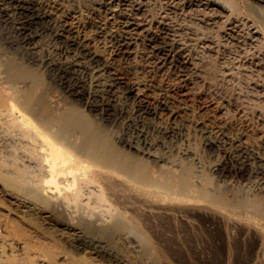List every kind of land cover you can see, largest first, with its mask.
I'll return each instance as SVG.
<instances>
[{
	"label": "bare ground",
	"instance_id": "bare-ground-1",
	"mask_svg": "<svg viewBox=\"0 0 264 264\" xmlns=\"http://www.w3.org/2000/svg\"><path fill=\"white\" fill-rule=\"evenodd\" d=\"M95 1L96 10L103 11L108 19L120 16L121 29L125 35L151 37L149 26L136 14L144 8L145 0ZM191 1L198 11H202L199 21L203 23L205 30L222 19L227 32L248 24V20L234 12L232 1ZM260 2L254 0L253 4ZM126 3L129 4L131 13L123 16L124 13L119 14L117 8ZM43 9L33 0H0V33L4 36L3 41L8 48L19 52L21 59L26 56L30 61L25 66L9 57L0 65V157L3 160L12 158L24 165L20 166L22 170L18 168L20 171L13 173L20 174L18 178L16 175L18 180L27 182L28 179L32 187L31 193L36 192L41 202L44 201L47 205L41 207L6 193L4 196H8L19 206L20 210L17 212L20 219L34 217L41 220L40 224L45 226L44 232L51 230L52 237L65 248L67 254L60 256L52 251L33 248L29 243H17L13 238L9 239L11 235L1 236L0 264H73L68 260V254L73 257L84 254L112 260L115 256L108 251L103 241L87 235L81 224L90 228L89 224L96 227V224L106 223L108 230L110 227L118 229L127 223L132 214L152 220L172 216L180 217L181 221L204 218L208 220L207 226L203 227L209 238L203 241L208 256L221 260L241 258L242 264H249L254 258H264L263 216L258 213L264 201V186L259 183L258 193H252L251 198L244 196L242 199H237L234 195L230 198L227 190L230 178H264L263 157L237 141L238 154H224V159L211 168V172L226 186L225 191L218 192L204 189L202 183L190 174L189 169L179 173L177 167H180L171 164L159 148L147 143L143 134H139L136 140L131 138L118 141L121 147L125 146L138 154L126 159L125 154L111 143L113 139H109L104 125L111 126L129 114L126 115L122 107H115V101L119 97L112 90L116 84L110 80L104 81L106 78L101 79L106 65L98 53L90 49L91 46L87 43L89 41L77 38L79 27L74 30L62 25V33L74 35L68 40L69 47L73 49L66 51L64 61L35 57L38 39L49 19L47 10ZM162 21L157 24L166 26ZM257 26L254 23L248 26L240 44L253 46L263 38V31ZM165 30L173 32L169 27ZM201 44L204 50H211L213 42L203 37ZM182 49L178 39L154 48L158 53H174L173 57L179 56ZM164 56L168 58L167 55ZM237 62L240 67L249 65L264 72V54L250 60L238 58ZM182 64L187 65L186 62ZM38 68L43 69L52 82L62 87L70 104L75 107L47 109L50 106H42L43 98L41 104L38 95L42 81ZM124 95V100L128 98L127 95L138 99L134 87L127 88ZM57 105L59 104L56 103ZM76 106L95 115L94 117L98 116L100 122L105 124L102 126L93 123ZM136 112L138 113L133 115L139 122L152 115L148 106L140 101ZM207 146L216 147L213 142ZM7 177L10 181L15 179L9 175ZM79 210L83 211L82 214L85 212L86 216L81 214L79 218L84 220L78 223L76 214ZM96 211L100 214L95 217ZM63 215L66 219L62 218ZM117 240L125 241V237L119 235Z\"/></svg>",
	"mask_w": 264,
	"mask_h": 264
},
{
	"label": "rangeland",
	"instance_id": "rangeland-1",
	"mask_svg": "<svg viewBox=\"0 0 264 264\" xmlns=\"http://www.w3.org/2000/svg\"><path fill=\"white\" fill-rule=\"evenodd\" d=\"M33 1L42 9L44 7V11L47 10L50 19L38 39L35 57L59 62L65 60L66 51L73 49L69 47L68 40L74 37L60 31L65 24L74 30L79 27L77 38L89 41L87 43L89 47L91 46L90 49L98 53L99 58L105 63L106 68L101 74V79L106 78L104 81L110 80L116 84L112 90L115 96L119 97L115 101V107L117 109L122 107L129 117L106 126L100 122L98 116L94 117L95 115L89 114L80 106L76 108L83 110L84 115L93 123L106 127L103 128L107 130L109 139H113L111 143L116 149L119 148L123 155L125 154L126 159L138 154L125 146L121 147L118 141L137 139L139 134H143L147 143L159 148L161 154H164L171 164L180 167V169L177 167L179 173L189 169L190 174L202 183L204 189L211 192L226 189L211 172L212 166L223 160L224 154L237 155L238 144L244 143L243 146L261 155L264 160V72L261 73L249 65L240 67V63L237 62L238 58L250 60L264 54L262 17L264 0H258L261 1L257 3L258 5L253 4L254 0H229L234 4V12L248 20L247 25L232 32L226 31L227 26L223 19L205 30L203 23L199 21L202 11H198L191 0H145L144 8L136 14L149 26L151 37L125 35L121 29L120 16L108 19L103 11L96 10L95 0ZM117 9L121 12L119 14L124 13L123 16L131 13L128 3ZM53 18L58 19L55 21ZM159 21L166 26L158 25ZM252 23L263 31V38L253 46H244L240 44V40L246 35L248 26ZM167 27L173 32L165 30ZM203 37L213 42L211 50L203 49L201 44ZM172 39H178L183 48L179 56L173 57L174 53H158L154 50ZM3 40L4 36L0 33V65L11 57L28 66L30 63L28 57L25 56L22 60L19 52L8 48ZM182 62H186L187 65H183ZM39 70L38 74L42 81L38 95L41 104V98L45 104L42 106L45 108L50 106L47 109L75 107L74 104H70L71 101L62 87L52 82L43 69ZM129 87H134L137 100L131 95H127L129 99L124 100V92ZM139 101L148 106L152 113L151 116L145 117L143 122H139L133 115L138 113L136 111ZM56 103L59 105L56 106ZM171 134L172 137H169ZM237 141L240 143L237 144ZM210 142L215 143L216 147L207 146ZM10 160L13 159L4 158L3 162L0 160V237L11 235L12 237L8 238H13L17 243H29L33 248L65 256L67 251L52 237L51 230L44 232L45 226L40 224L41 220L34 217L20 219L19 206L8 196H4L6 193L41 207L47 205L44 201L41 202L36 192L31 193L32 187L28 179L27 182L18 180L20 174H16V178L13 173L22 170L23 164ZM6 175L15 178L14 181L17 179L18 182L10 181ZM246 179L230 178L227 195L230 198L234 195L237 199L244 196L251 198L253 194L258 193L259 183L264 186V178L253 176ZM82 212L79 210L76 214L78 223L84 220L79 218ZM258 213L263 216L264 224V201ZM84 214L86 213L82 215ZM94 214L96 217L100 213L96 211ZM62 218L66 219L65 215ZM128 219L127 223L118 229L110 227V230L106 223L96 224V227L89 224L90 228L81 224L87 235L103 241L104 246L115 258L111 260L84 254L73 257L72 254H68L70 263L242 264L241 258L221 260L207 255L208 251L203 242L209 240L203 229L207 226V219L188 218L181 221L180 217L172 216L152 220L138 214H132ZM119 235L125 237V241L117 240ZM249 264H264V258H254Z\"/></svg>",
	"mask_w": 264,
	"mask_h": 264
}]
</instances>
